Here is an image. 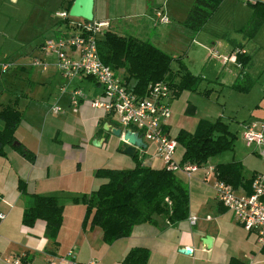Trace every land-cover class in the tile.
<instances>
[{
    "label": "crops",
    "instance_id": "1",
    "mask_svg": "<svg viewBox=\"0 0 264 264\" xmlns=\"http://www.w3.org/2000/svg\"><path fill=\"white\" fill-rule=\"evenodd\" d=\"M56 1L61 6L54 9V15L63 20L57 13H68L69 0H65V3ZM254 1L264 3V0H220L207 20L195 31L181 23L192 0H94L92 21H106L108 26L104 30H111L119 35L150 40L170 56L172 49L177 48L186 53L185 57L190 63L197 61L203 67L208 58L213 56L215 61L212 65L215 70L218 67V74L224 71L235 79L247 74L244 70L249 64H246L253 57L247 52L249 41L254 42L255 52H262L260 54L264 56V35L259 33L264 20H253L247 27L252 18L251 4ZM34 2L40 3L39 0ZM36 6L42 12L41 15L37 14L39 24L44 25V20H47L45 12L47 11V16H51L52 12L46 3ZM155 10H160L169 21L158 22ZM68 20L70 31H67L72 34L75 23L82 22V19L75 17ZM57 31L59 32L58 29ZM59 35L65 36L62 33ZM187 36H191L193 45L184 49L179 43ZM42 42L36 45L31 55H19L23 64L16 67L23 75L16 74V77L24 79L26 87H23L22 81L21 88L12 90L17 93L16 99L8 103L14 104L17 109L22 110L24 107L22 120L15 130L14 144L22 143L35 157L31 162L15 148L7 147L6 156L1 158L4 161L0 162V212L5 216L0 220V264H14L15 259L26 264H48L49 260L58 259L69 250L73 251V259L77 264H119L127 251L134 247L149 250L147 264H264V238L260 241L254 232L243 229L231 212L216 200L212 188L214 171L207 175L204 173L206 167L213 168L217 163L235 160L242 165L244 179L255 174L264 176V159L258 155L256 147L246 146L244 143L242 152L236 153L230 160L220 159L210 164L207 160V166H198L189 175L175 172L188 190L186 218L168 222L165 217L156 216L153 222L137 224L128 236L108 244L102 239L100 227L82 226L85 208L82 204L73 202L72 197L88 195L105 181L94 176L96 169H131L135 166V160L122 152L121 137L103 129L104 123L109 128L118 127L114 119L89 106L88 101L102 92L101 86L92 77H76L80 79H77L73 88L80 87L78 80L81 81L82 78L92 81L95 86V91L93 87L88 89V93L81 91L82 99L77 107L70 104L68 87L63 93L60 90L57 94L50 93L55 102L49 105L41 118L38 114H33L38 109L41 113L45 110V104L42 105L37 97L41 89L48 88L46 81L56 80L57 74L62 78L53 55L41 52ZM242 55L249 58L244 65ZM34 57L45 61L46 69L33 66ZM204 57L207 58L205 61ZM118 72L123 77V72ZM247 77L251 81L248 75ZM126 81L134 88V78ZM64 84L62 81L60 86ZM26 93L31 97L26 96ZM65 97L67 98L64 99ZM54 104L61 107L57 114L51 113ZM253 119L241 121L240 131ZM41 120L44 122L43 129L38 131ZM256 121L264 123V118ZM169 132L171 133L170 124ZM262 133L264 134V127ZM92 141H96V144H92ZM143 142L146 144L145 148L136 147L138 159L143 165L163 168L159 162L163 164V161L156 156L155 145ZM182 151L183 149L178 151L176 148L177 161H180ZM6 178H9L8 184ZM19 179L24 180L28 193L54 195L60 202L63 201L65 210L57 243L54 244L46 237L44 220L37 219L31 225L22 223V212L29 200L17 189ZM234 190L239 194L244 193L243 189ZM189 215L196 217L193 224L187 221ZM185 247L190 252L180 253L179 249Z\"/></svg>",
    "mask_w": 264,
    "mask_h": 264
},
{
    "label": "trees",
    "instance_id": "2",
    "mask_svg": "<svg viewBox=\"0 0 264 264\" xmlns=\"http://www.w3.org/2000/svg\"><path fill=\"white\" fill-rule=\"evenodd\" d=\"M73 1L69 0L67 11ZM219 1L192 0L181 23L186 28L198 30ZM251 9L252 18L247 27L253 20H264V3L254 1ZM68 18L64 20L70 27ZM82 21L88 22L84 19ZM97 45L102 62L110 65L116 73L121 70L125 80L135 79L134 90L138 94L144 93L150 83L159 80L168 81L175 91L184 88L195 91L201 80V77L186 70L179 59L176 69H173V57L150 40L119 35L106 29ZM248 60V57L242 55V65ZM244 79L248 84L237 86ZM250 85V80L245 74L236 77L233 83V87L241 90H246ZM0 120L3 122L0 126V156H5V148L10 146L29 161H34V154L25 149L22 143L14 144L15 130L22 120V114L14 104H7L0 111ZM234 138V133L219 118L213 121L199 119L193 132L180 128L176 133L175 139L183 149L180 162L201 166L209 156L231 150ZM133 158L135 166L131 169H96L94 176L105 181L88 195L73 197L74 202L81 201L85 205L82 226L100 227L102 239L107 244L128 236L137 224L153 222L156 216L165 217L168 222H175L186 218L188 213V190L176 173L166 168L143 165L137 154ZM213 171L216 179L229 184L233 189H243L245 194L250 192L252 176L247 179L242 177V165L239 161L217 163L213 166ZM17 189L29 200L22 212V223L31 225L37 219L44 220L46 237L54 244L57 243V234L63 221V205L58 197L28 193L22 179L18 180ZM148 258V249L134 247L127 251L119 264H147Z\"/></svg>",
    "mask_w": 264,
    "mask_h": 264
},
{
    "label": "built area",
    "instance_id": "3",
    "mask_svg": "<svg viewBox=\"0 0 264 264\" xmlns=\"http://www.w3.org/2000/svg\"><path fill=\"white\" fill-rule=\"evenodd\" d=\"M66 19V11L57 13ZM156 20L167 23L168 17L159 10H155ZM108 23L106 21H88L75 23V31L66 36L45 39L40 50L46 55L55 57V66L66 81L77 76L92 77L101 86L100 95L90 99L91 108L100 110L104 115L111 116L124 132L126 129L136 132L143 141L155 145L156 156L163 161V168L171 171H181L186 175L197 170L198 165L190 162L181 163L175 158L178 142L169 132L171 117L170 99L173 96V87L166 80L150 83L144 93L138 94L130 87L120 74L116 73L110 65L102 62L99 56L97 42ZM71 33V32H70ZM32 65L46 69L47 63L41 58L34 57ZM10 66L5 62L1 64L3 71ZM68 84L61 85V93L67 91ZM82 99L81 90L77 87L70 89V104L77 107ZM61 107L54 104L51 113L57 114ZM264 123L248 121L243 126L242 141L246 146L253 145L257 153L264 159ZM213 168L206 167L205 175L211 173ZM212 188L216 200L225 207L237 222L248 232H254L260 241L264 238V176L255 174L250 183V192L236 193L227 183L214 179ZM0 212V220L4 218ZM196 217L189 215L187 221L193 224ZM72 250L58 259L49 260L48 264H77L73 259ZM14 264H26L19 259Z\"/></svg>",
    "mask_w": 264,
    "mask_h": 264
},
{
    "label": "rangeland",
    "instance_id": "4",
    "mask_svg": "<svg viewBox=\"0 0 264 264\" xmlns=\"http://www.w3.org/2000/svg\"><path fill=\"white\" fill-rule=\"evenodd\" d=\"M39 1L40 3L38 4L34 2V0H0V111L9 102H11V100L16 99L17 93L14 91L17 88H21L22 81L23 87H26V81L16 77V74L23 75L19 73L18 68L16 67L23 64L19 55L25 53L31 55V52L36 47V45L40 41H44L47 38L60 36L59 33H62L65 36L69 34L70 28H68L66 24L67 21L64 19H59L54 15V9L61 6L59 4L60 2L57 3L56 0ZM62 2L65 3V0H61V3ZM45 3L52 13L50 14L51 16H47V11L45 12V17L49 23L47 20H44L47 22H45L46 25H41L38 21L40 18L37 19V14L39 13L41 15L42 12L36 5L40 6ZM48 8L47 10H49ZM238 14L241 15L240 12H238ZM45 17H43V19H45ZM53 28L55 29L51 31ZM57 29L59 32H56ZM259 33L260 35H264V26L261 28ZM190 37L191 36H187L186 39H182L179 43V46L182 45L184 49L188 46L191 47L193 44L190 41ZM253 43V41H249L247 43V52L252 54L253 57L251 61H248L246 64H249L247 66L248 68L246 65L244 66L246 67L244 72H246V75L251 78V85L246 90L233 87L234 76H231L224 71L218 74V67L216 68L217 70H215L212 65L213 61H215L213 56L208 58L207 63L203 67L202 64L196 63L197 61L190 63L189 59L185 57V52H181L177 48H175L176 50L172 49L171 51V56H173L171 67L173 69H176V62L177 59H179L186 70H188L193 75L201 77V80L197 84L195 91H191L186 88L178 91L174 90L173 96L170 99L171 117L168 120L171 126V134L175 137L180 127H184L182 129H185L188 132H193L199 119L213 121L216 118H219L228 125L229 130L235 135L232 149L224 150L220 153L209 156L207 159L209 160V164L220 159L230 160L236 155V153L238 154L239 152H242V132L239 129L242 123L241 121L253 118H255L253 120L256 121L262 120V118H264V56L260 54L262 52H255V49H253ZM34 54H36L35 51ZM26 57L28 58V56ZM52 57L55 61V57ZM206 57H204V61L207 59ZM190 59L194 60L192 58ZM7 61H9L8 63L11 62V65L6 71H2L1 64ZM57 75L58 78L56 80L46 81V87L48 88L41 89V92L38 94L37 100L40 101L42 105L45 104V110L41 113L38 109L34 111L33 114H38L40 118L43 113H46L49 105L55 102L53 97L50 96V93L57 94L62 81L63 83L65 82V84H68L67 86L72 89L77 79H80L75 77L76 79L73 78L70 81H66L61 78L59 74ZM219 80H222V82H218ZM78 81L80 85L79 88L82 92L88 93V89H91V87H93V91H95L93 82L87 78H82L81 81ZM247 84L248 81L244 79L242 80V83L237 86H245ZM26 96L31 97L28 93H26ZM66 98L67 97L64 99ZM24 101L25 100H22V102ZM26 101H28V99H26ZM59 105L62 106L61 103H59ZM18 110L23 115L24 107H22V110ZM43 124L44 122L41 120L38 131L43 129ZM2 125L3 122L0 120V126ZM239 131L241 132L240 135ZM181 149L182 147L178 143L177 150L180 151ZM5 156H0L1 163L4 161L1 158ZM207 160L201 165L202 167L208 165ZM159 162L163 167L162 162ZM178 174L180 175L182 172L178 171ZM101 180H103V178H101ZM8 183L9 178H6V184ZM60 203L63 205V201ZM75 203L82 204L85 208V205L81 201ZM64 210L65 208L63 206V213Z\"/></svg>",
    "mask_w": 264,
    "mask_h": 264
},
{
    "label": "water",
    "instance_id": "5",
    "mask_svg": "<svg viewBox=\"0 0 264 264\" xmlns=\"http://www.w3.org/2000/svg\"><path fill=\"white\" fill-rule=\"evenodd\" d=\"M93 6L94 0H74L69 8L68 15L70 17L82 18L86 21L93 20ZM104 130H109L113 135L121 137L122 139V152L128 156L134 157L136 147L145 148L146 144L143 142L142 137L136 132L126 129L124 132L120 128L110 127L104 123ZM96 144V141L93 142ZM208 241V240H207ZM207 241L205 242L207 244ZM180 253L188 254L190 250L185 247L179 249Z\"/></svg>",
    "mask_w": 264,
    "mask_h": 264
}]
</instances>
